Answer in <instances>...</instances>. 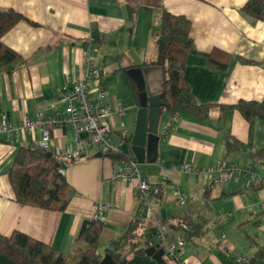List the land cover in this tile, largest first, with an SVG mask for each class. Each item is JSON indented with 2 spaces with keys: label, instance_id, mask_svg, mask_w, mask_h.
I'll return each instance as SVG.
<instances>
[{
  "label": "crops",
  "instance_id": "1",
  "mask_svg": "<svg viewBox=\"0 0 264 264\" xmlns=\"http://www.w3.org/2000/svg\"><path fill=\"white\" fill-rule=\"evenodd\" d=\"M245 1L0 0L1 10L21 16L1 37L19 61L0 70V117L18 123L51 99L60 109L58 91L85 68L82 52H86L89 64L99 68L97 83L107 92L106 103L121 112L109 116L110 141L120 145L118 130L125 136L132 132L138 108L136 88L121 69L142 67L147 94L160 90L159 67L142 63L155 57L161 9L188 20L194 51L185 56L182 76L194 100L209 105L204 119L183 110L173 113L175 120L164 137L161 132L170 114L161 111L155 161L135 162L142 179L163 183L161 194L145 200L132 183L112 182L115 160L88 151L82 159L62 163L68 201L60 211L15 201L8 172L18 147L29 144V137L0 131V235L20 232L69 259L81 246L76 242L78 231L94 213L96 202L109 205L100 221L101 238L107 244L122 234L142 200L145 217L139 233L161 228L171 239L183 237L182 229L172 227L182 210L206 222L203 235L183 240L178 250L182 264H264L254 256L264 233V118L247 120L229 108L238 101L264 97V22L241 11ZM212 50L228 55L223 68L208 64ZM49 133L53 146L62 147L70 137L68 129L49 127ZM227 136L238 142L228 154ZM217 162L223 167L234 163L240 172L216 183V173L206 170ZM182 165L191 171H182ZM173 185L185 196L184 207L174 203ZM256 185L260 187L253 188ZM97 254L101 260L98 247ZM0 264L16 263L0 253ZM124 264L157 263L149 256L131 255Z\"/></svg>",
  "mask_w": 264,
  "mask_h": 264
},
{
  "label": "trees",
  "instance_id": "2",
  "mask_svg": "<svg viewBox=\"0 0 264 264\" xmlns=\"http://www.w3.org/2000/svg\"><path fill=\"white\" fill-rule=\"evenodd\" d=\"M241 11L253 20L264 22V0H246ZM20 18L19 14L0 9V70L11 69L19 61L18 55L2 42L1 37ZM193 51L188 20L182 15H174L161 9L156 34L155 57L142 64L159 67L160 100L163 110L169 114L181 110L188 111L204 119L209 105L199 104L194 100L182 76L185 56ZM207 60L209 65L223 68L228 55L219 50H212L207 54ZM127 68H122V72L125 73ZM135 97L137 99V93ZM229 108L235 109L247 120L253 117L264 118V97L261 101H238ZM237 145V140L232 136H227L225 139L226 154L237 149ZM45 154V152L37 153L31 144L18 147L8 172V181L16 202L60 211L68 201L66 182L55 167L60 161L54 156L47 157ZM259 187L260 185L253 186L256 189ZM208 196V189L205 188L202 198L206 199ZM144 217V205L140 200L134 217L122 234L107 242L104 253H107L117 264L122 260L127 261L131 255L143 256L146 248L157 243L154 237L155 228L138 232L144 225ZM173 225L182 229L183 237H181L184 241H190L204 234L206 222L202 218L197 220L182 210L173 220L172 227ZM102 231L103 225L100 221L84 222L76 237V242L81 246L77 248L76 256L69 259L56 252L51 246L30 239L17 231L9 236L0 235V253L16 264H99L97 247ZM173 241L174 238L171 239L166 235L165 239L158 243L163 245ZM254 256L264 259V233L261 245L255 251Z\"/></svg>",
  "mask_w": 264,
  "mask_h": 264
},
{
  "label": "built area",
  "instance_id": "3",
  "mask_svg": "<svg viewBox=\"0 0 264 264\" xmlns=\"http://www.w3.org/2000/svg\"><path fill=\"white\" fill-rule=\"evenodd\" d=\"M85 62L84 69L77 72L73 79L67 81L58 91L57 101L62 102L60 109L56 108V99H51L37 108L32 117H25L18 123H12L4 115L0 117V131L5 134H25L29 137V144L38 148L41 152L49 153L57 158L60 163L55 167L56 170L63 174L64 162L77 161L85 157L91 148H95L102 154L117 152L118 146L110 141L112 127L109 122L111 113L116 112L120 116L121 112L114 110L106 103V90L97 83L100 78L98 66L89 64V57L86 52H82ZM89 64V65H88ZM96 81V82H94ZM94 82V87L91 83ZM175 116L170 114L169 121L165 124L161 137L169 132ZM49 127L57 129H68L70 132L69 140L62 146H53L50 142ZM38 133L36 139L34 134ZM121 142L125 137L122 129L118 130ZM115 160V169L111 174L110 180L132 183L133 189L146 200L147 196H157L163 191V183L150 184L142 179L137 170L135 161L126 155H119ZM184 172L191 171L186 166H180ZM207 172L216 173L215 182H223L228 178L237 175L240 172L239 167L230 163L223 167L220 162L210 166ZM196 176L197 173L194 172ZM251 177L254 174L250 175ZM165 178L163 177V180ZM264 181V178H263ZM210 185L206 187L209 189ZM172 198L176 205L184 207L186 204L185 196L180 187L172 186ZM264 207V204H261ZM109 205L105 202H96L94 213L89 221L103 220L104 213ZM166 232L161 228H156L154 237L159 241L165 239ZM183 238L176 237L170 244H164V257L170 264H182L178 258V250L183 246ZM160 246V245H159Z\"/></svg>",
  "mask_w": 264,
  "mask_h": 264
},
{
  "label": "water",
  "instance_id": "4",
  "mask_svg": "<svg viewBox=\"0 0 264 264\" xmlns=\"http://www.w3.org/2000/svg\"><path fill=\"white\" fill-rule=\"evenodd\" d=\"M143 68L140 66H130L125 73L133 82L137 91L138 108L134 118V127L132 132L125 136L120 145H118L117 152L105 154L106 157L116 159L119 155H126L132 157L138 164L151 163L155 161L156 149L158 145V121L159 115L163 110L160 100V90L157 94L148 95L145 90V83L143 78ZM37 153H42L40 149L35 148ZM47 157L51 156L49 153L45 154ZM103 154L98 151L94 157H100ZM89 221V219L87 220ZM144 255L149 256L157 264H166L163 260L164 249L156 243L144 250ZM122 260L119 264H124ZM99 264H117L108 254L99 260Z\"/></svg>",
  "mask_w": 264,
  "mask_h": 264
},
{
  "label": "rangeland",
  "instance_id": "5",
  "mask_svg": "<svg viewBox=\"0 0 264 264\" xmlns=\"http://www.w3.org/2000/svg\"><path fill=\"white\" fill-rule=\"evenodd\" d=\"M94 150H96L95 148H91L90 150H89V153L90 152H93ZM261 228V227H260ZM262 228H263V230H264V219H263V221H262ZM106 240L104 239H100V241H99V243H98V250L100 251V253H101V257H103L104 256V249L106 248V242H105Z\"/></svg>",
  "mask_w": 264,
  "mask_h": 264
}]
</instances>
